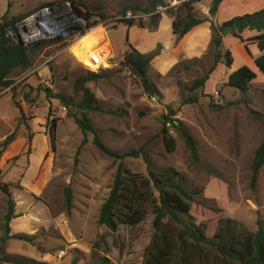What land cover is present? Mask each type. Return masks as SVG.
<instances>
[{
    "label": "rangeland",
    "instance_id": "obj_1",
    "mask_svg": "<svg viewBox=\"0 0 264 264\" xmlns=\"http://www.w3.org/2000/svg\"><path fill=\"white\" fill-rule=\"evenodd\" d=\"M62 1L66 0H0V15L6 11L10 15H27L42 5ZM68 1L77 6L80 3L86 12L106 18L119 14L122 5L145 6V0ZM125 25L124 22H107L104 27L116 49L125 44ZM100 31L98 28L91 30L77 45H70L77 38H67L62 42H65L64 47L62 43H51L50 48L39 52L34 67L50 57L47 64L53 81L47 75L37 86H50L54 92L61 91L77 99L72 83L87 69L81 63L73 64L70 52L84 64L93 65L89 54L98 50L94 40L99 42ZM100 53L101 56L107 54L101 50ZM213 54L214 49L208 45L200 58L186 60L187 68L179 66L183 61L180 60L165 74H159L151 66L148 77L156 90L153 96L144 91L139 76L118 65L121 54L112 55L115 63L108 67L109 71L102 72L95 81L86 82L104 110L90 112L89 118L110 149L118 153L141 149L152 167L174 166L187 188L197 186L202 189L195 197L197 203L208 208L217 207L226 217L255 231L256 219H264V165L254 186L250 184L253 153L264 138V78L259 73L249 90L242 93L224 85L228 73L225 71L209 89L212 77L216 80L220 76L218 72L210 75L205 86L193 91L197 94L195 102L182 103L192 94L189 87L193 80L202 77L212 64ZM26 85L23 84V88ZM27 94L26 102L33 110L21 113L24 124L20 125L19 131L15 130V134L26 136L34 128L48 135L49 121L55 119L54 151L48 145L45 160L51 162L50 172L45 185L36 194L22 190L16 175L21 166H26L31 149L18 163L20 155L9 161L8 164L16 162L17 167L4 174L0 172V183L10 184L15 213L20 215L11 219L10 234L23 233L31 237L29 241L8 238L0 242L2 255H21L51 264H143L152 235V214L137 225L119 224L116 232L97 222L118 164L122 163L131 172L146 175L147 165L142 156L124 157L121 161L107 157L94 146L91 133L86 134V142L78 150L83 134L69 116L70 109L64 106L63 109L58 100L55 106L50 104L46 109L42 90L36 89L34 97L30 91ZM167 105L179 108L173 117L180 119L196 139L198 162L191 159L183 139L171 127L169 132L174 138V149L167 150L161 123ZM33 117L38 118L39 126L35 121L31 122ZM29 122L32 124L27 129L25 124ZM207 163L219 171L220 178L206 171ZM13 179V183L7 182ZM68 190L71 205L67 207ZM6 201V194L0 190V237L4 234ZM193 205L199 207L196 203ZM204 213L209 217L219 215L209 209H204ZM0 264L12 263L0 261Z\"/></svg>",
    "mask_w": 264,
    "mask_h": 264
},
{
    "label": "trees",
    "instance_id": "obj_2",
    "mask_svg": "<svg viewBox=\"0 0 264 264\" xmlns=\"http://www.w3.org/2000/svg\"><path fill=\"white\" fill-rule=\"evenodd\" d=\"M197 1L185 0L176 7L164 10L166 14L172 17V32L177 37H181L193 26L206 19L195 15L194 4ZM219 2L220 0L212 1L209 8L211 16L215 15ZM166 4L165 0H145L143 8L137 5H122L118 12L122 13L127 9H131L135 12L147 13L154 11L158 6ZM89 14L91 12L85 13L86 16ZM27 15H10L7 11L0 15V88L10 87L14 91L22 86L25 76L34 73L32 69L35 66V57L48 43L59 44L67 38L83 36L86 33V31H81L77 34L74 26H71L66 28L57 39L24 43L17 36L16 26ZM159 17L160 13L151 15L146 25L154 28ZM124 23L127 25L134 24L129 20L124 21ZM137 23L138 25L145 24L142 22ZM225 26H239L240 30H232L229 33L245 43L247 51L249 41L254 43L259 51H264V7L250 13L234 16L220 25H216L211 21L209 45L214 49L212 64L202 77L193 80L189 87L192 94L186 97L182 103L197 100V94L193 91L204 86L205 81L219 62L230 67L232 63L230 51L223 52L221 50L222 30ZM245 29L256 30L259 33L251 38L243 39L239 33ZM61 46L64 47L65 42ZM158 50L155 49L150 53L143 54L127 43V48L120 55L118 62L121 68L128 69L141 78L144 91L151 96L155 94L156 90L148 77V72L151 69V60L158 54ZM254 63L257 70L264 76V53L256 57ZM179 66L182 68L188 67L186 61L179 62ZM99 71L87 70L74 79L72 86L77 99L74 96H67L61 91L54 92L50 86L43 88L37 86L35 88L44 92L46 100H58L62 106L70 109L69 116L73 118L83 134L78 150L86 142V134L91 133L92 143L107 157L121 161L124 157H138L141 155L147 165V174L142 175L131 172L122 163L118 164L108 195L99 209L98 224L104 225L112 232H116L119 224L137 225L148 214H152V235L146 247V257L143 264H264V219L257 218V229L250 231L238 221L226 217L219 208H208L201 203H197L195 197L202 192V189L197 186L187 188L179 171L174 166L154 168L141 149H131L124 153H118L103 142L99 131L89 118V113L104 112V110L94 93L86 85V82L97 80L102 76V72H107L109 69ZM255 78L256 72L248 66L242 65L228 74L224 85L246 93ZM25 88L28 90H25ZM25 88L22 86L23 99L27 101V93L32 92L33 88L27 85ZM177 111H179V108L167 105L166 113L162 114L164 144L168 151L174 149V138L169 132L171 127L183 139L191 159L198 162L199 154L196 139L180 119L173 117ZM21 112L23 111L21 110ZM167 124L169 125L167 126ZM55 126L56 120L51 119L48 124V134L52 151H54ZM13 135L7 136L2 145L5 146ZM263 165L264 138L256 147L251 160V186H254L259 170ZM205 169L209 174L221 177L219 171L211 164L207 163ZM9 187L10 184L8 183H0V190L7 196V209L3 216L4 234L0 237V242L8 238L29 241L31 237L29 238L26 234H10L9 223L11 219L19 216V214L15 213V201ZM65 202L67 207L71 205L69 190ZM193 203L198 204L199 207L197 208ZM204 209H209L214 213H219V215L209 217L204 213ZM0 261L12 264H51L21 255L14 257L2 255L1 250Z\"/></svg>",
    "mask_w": 264,
    "mask_h": 264
},
{
    "label": "crops",
    "instance_id": "obj_3",
    "mask_svg": "<svg viewBox=\"0 0 264 264\" xmlns=\"http://www.w3.org/2000/svg\"><path fill=\"white\" fill-rule=\"evenodd\" d=\"M212 1L213 0H198L194 4V12H196L199 17L206 19L193 26L188 32L179 38H177L172 32V17L166 13H160V17L154 28H150L146 25L147 23L145 22H148L149 19L142 21V23H145L144 25H125L127 28L126 41L123 47H117V49L108 36V30L104 27H94L88 32L95 28H98V30L101 29L100 33H98L99 42L94 40V44L99 51L107 52L105 50H109L111 55L122 54L127 48V43L143 54L150 53L159 46V52L152 58L151 66L159 74H165L173 67V65L178 63V61L200 58L201 55L206 52L211 40V21L220 25L222 22L229 20L234 16L250 13L264 7V0H220L215 15L211 16L209 14V8ZM258 33L259 32L256 30L245 29L239 34L243 39H248ZM83 36L79 38L75 37L77 39H74L70 45H77ZM51 46L52 44L46 45L43 50H47ZM247 46L249 52L245 48V43L241 42L239 38L230 33L222 36L221 50L223 52L226 50L230 51L232 55V63L230 67L225 66L222 62L217 64L216 68L210 75L213 76L219 72L220 76L216 80L212 77L209 89L213 85H216L217 81H219L223 74H225V71L228 72L226 75L227 78L230 72L236 70L242 65H246L254 70L256 76L260 73L255 66L254 59L263 54L264 51H259L256 45L250 41L247 43ZM60 50H63V48ZM41 55L42 54L39 56ZM69 57L73 64L78 66V64L81 63L82 66L85 67V64L76 58L71 52ZM49 58L44 59L40 64L34 67L32 69L34 70V73L25 76L23 84H27V86L33 88V91L31 92L32 97L36 94L35 88L38 83L42 82L47 75H50L51 82L53 81L51 69L47 64ZM262 77L264 78L263 75ZM206 81H209V78ZM23 94L22 86H19L14 91L10 87L0 88V172L1 174H4L13 169V167H17L19 160L25 157L26 152L31 149V153L29 156L27 155L28 163L26 162V166L24 167L21 166L22 169H20L19 174L17 173L16 175H18V181L22 190L36 194L45 185V182L48 179L51 162L45 160V154L48 145L50 149L51 145L49 134L46 135L45 133H39L34 128H31L30 133H27L26 136L24 133H22L21 136H18L17 133L15 134V130L19 131L20 125L24 124L21 110L23 112L28 109L33 110V108L29 107L27 102L23 99ZM45 103V108L47 109L50 104L55 106L56 100L53 99L48 101L45 99ZM37 120V117H33L31 122L35 121V123L38 124V122H36ZM31 124L32 123L30 122L29 124H25L27 129L29 126L31 127ZM37 126H39V124ZM10 134H14L12 139L5 146L1 145ZM17 155H20L17 163L8 164L9 161ZM16 175L14 174L13 177ZM13 181L14 179L7 182L13 183Z\"/></svg>",
    "mask_w": 264,
    "mask_h": 264
},
{
    "label": "built area",
    "instance_id": "obj_4",
    "mask_svg": "<svg viewBox=\"0 0 264 264\" xmlns=\"http://www.w3.org/2000/svg\"><path fill=\"white\" fill-rule=\"evenodd\" d=\"M166 5L158 6L152 12H135L127 9L114 17L106 18L97 13L85 15L86 11L68 0L62 2H51L36 8L27 16L22 18L16 28L17 36L24 43L57 39L66 28L74 26L77 34L81 31L86 33L94 27H105L107 22L117 23L126 20L134 23L148 20L155 13L164 12L167 8L176 7L185 0H165ZM80 13H78V12ZM77 37V36H76ZM81 36H78L79 38ZM73 42V41H71ZM51 44V43H50ZM105 56H101L99 50L91 51L89 59L93 65H86L89 71L96 72L100 69H106L115 63L113 56L109 51ZM215 94H218L216 91ZM63 109H65L63 107Z\"/></svg>",
    "mask_w": 264,
    "mask_h": 264
},
{
    "label": "water",
    "instance_id": "obj_5",
    "mask_svg": "<svg viewBox=\"0 0 264 264\" xmlns=\"http://www.w3.org/2000/svg\"><path fill=\"white\" fill-rule=\"evenodd\" d=\"M232 30H240L239 26H225L222 30V36H225Z\"/></svg>",
    "mask_w": 264,
    "mask_h": 264
}]
</instances>
